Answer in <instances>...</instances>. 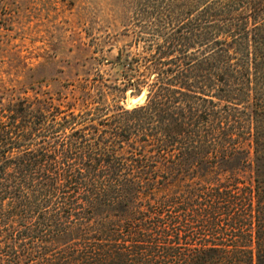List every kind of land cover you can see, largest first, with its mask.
<instances>
[{
    "label": "trees",
    "instance_id": "16d2710c",
    "mask_svg": "<svg viewBox=\"0 0 264 264\" xmlns=\"http://www.w3.org/2000/svg\"><path fill=\"white\" fill-rule=\"evenodd\" d=\"M131 24L115 79L0 91V264H264V0Z\"/></svg>",
    "mask_w": 264,
    "mask_h": 264
},
{
    "label": "rangeland",
    "instance_id": "374dc122",
    "mask_svg": "<svg viewBox=\"0 0 264 264\" xmlns=\"http://www.w3.org/2000/svg\"><path fill=\"white\" fill-rule=\"evenodd\" d=\"M133 0H0V91H66L116 78L111 61L132 40ZM135 95L125 93L124 104Z\"/></svg>",
    "mask_w": 264,
    "mask_h": 264
},
{
    "label": "water",
    "instance_id": "95a60500",
    "mask_svg": "<svg viewBox=\"0 0 264 264\" xmlns=\"http://www.w3.org/2000/svg\"><path fill=\"white\" fill-rule=\"evenodd\" d=\"M145 98V93L140 92L139 94L135 95L134 97L129 98L128 105H136L143 102Z\"/></svg>",
    "mask_w": 264,
    "mask_h": 264
}]
</instances>
